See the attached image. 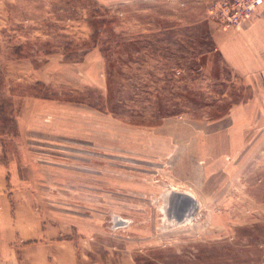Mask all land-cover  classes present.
I'll return each instance as SVG.
<instances>
[{
  "label": "rangeland",
  "instance_id": "obj_1",
  "mask_svg": "<svg viewBox=\"0 0 264 264\" xmlns=\"http://www.w3.org/2000/svg\"><path fill=\"white\" fill-rule=\"evenodd\" d=\"M207 1L0 0L6 210L24 199L41 220L66 215L102 259L264 264L263 73L239 76L223 60ZM248 101L250 118L214 145L215 122ZM174 190L194 199L188 210L175 201L181 220L166 209ZM1 212L0 236L12 216ZM0 264H22L19 250L1 249Z\"/></svg>",
  "mask_w": 264,
  "mask_h": 264
},
{
  "label": "crops",
  "instance_id": "obj_2",
  "mask_svg": "<svg viewBox=\"0 0 264 264\" xmlns=\"http://www.w3.org/2000/svg\"><path fill=\"white\" fill-rule=\"evenodd\" d=\"M102 1H113L121 4L128 0ZM255 16L249 26L242 30L230 33L214 31L213 40L215 48L219 50L223 60L231 65L236 74H239V76L246 75L249 78V75L261 72L263 73L261 78L264 81V4L258 9V14ZM249 84L246 82L247 86L251 85ZM255 84L257 83L255 82ZM261 104L259 111L263 113L264 104L263 102ZM255 108L256 104H250L249 101L232 104L227 110L226 117L228 119L226 121L228 122L224 123L223 118L225 116L215 122V126L220 130H217L216 135L210 137L213 144H217L218 138L223 139L226 128L231 125L236 128L238 123L240 124L250 118V114ZM238 132L240 133L238 130L235 131V135H228L227 138H230L231 143L236 144L240 140L243 142V137L238 138ZM4 202H0L2 212L9 211L11 214L10 206L8 205L9 208L7 207L6 210ZM34 204L35 201L30 203L29 200L24 199L14 202L10 221L4 223L2 227L3 235L0 236V250L2 249L5 254L13 256L16 250H19L22 264L133 263L131 255L124 250L106 251L105 258L102 259L100 252L92 246V237L85 235H78V239L72 237L74 224L70 218L64 214H54L53 219H42V221L39 217L40 214L35 210ZM40 222H43V228ZM14 241H18L15 251L12 247Z\"/></svg>",
  "mask_w": 264,
  "mask_h": 264
},
{
  "label": "built area",
  "instance_id": "obj_3",
  "mask_svg": "<svg viewBox=\"0 0 264 264\" xmlns=\"http://www.w3.org/2000/svg\"><path fill=\"white\" fill-rule=\"evenodd\" d=\"M264 4V0H209L205 14L209 22L221 31L241 30Z\"/></svg>",
  "mask_w": 264,
  "mask_h": 264
},
{
  "label": "water",
  "instance_id": "obj_4",
  "mask_svg": "<svg viewBox=\"0 0 264 264\" xmlns=\"http://www.w3.org/2000/svg\"><path fill=\"white\" fill-rule=\"evenodd\" d=\"M168 196V205L170 207H167L168 209V212L170 211L171 212V215H172V211L171 209L173 210V207H174V204H175V201H177L178 199L182 200L183 201V205H184V210L187 209L188 210V207L191 205V200H194L193 197H191V195H188L185 191H171L167 194ZM167 199V198H166ZM186 210V211H187ZM178 215V214H177ZM185 215V214H184ZM174 219H179L181 220L183 216H174ZM127 222V220L125 219H121L117 216L114 217V225H120V224H125Z\"/></svg>",
  "mask_w": 264,
  "mask_h": 264
},
{
  "label": "trees",
  "instance_id": "obj_5",
  "mask_svg": "<svg viewBox=\"0 0 264 264\" xmlns=\"http://www.w3.org/2000/svg\"><path fill=\"white\" fill-rule=\"evenodd\" d=\"M46 97V96H44ZM2 111V110H1ZM2 121H5L6 122V125L9 124V127H10V130L13 131L15 134L17 133V127H16V122H15V119L11 118V117H4L2 119Z\"/></svg>",
  "mask_w": 264,
  "mask_h": 264
},
{
  "label": "bare ground",
  "instance_id": "obj_6",
  "mask_svg": "<svg viewBox=\"0 0 264 264\" xmlns=\"http://www.w3.org/2000/svg\"><path fill=\"white\" fill-rule=\"evenodd\" d=\"M188 195H191L190 193H188V192H186ZM168 198V197H167ZM168 207V206H167ZM167 209V208H166ZM162 211H164V214H167V212H168V210H167V212H166V210H164V208H162ZM179 211H177V213H178ZM166 216V215H165ZM169 217V216H168ZM171 219V218H170ZM167 221V220H166Z\"/></svg>",
  "mask_w": 264,
  "mask_h": 264
}]
</instances>
